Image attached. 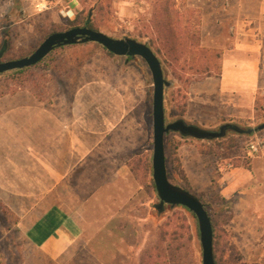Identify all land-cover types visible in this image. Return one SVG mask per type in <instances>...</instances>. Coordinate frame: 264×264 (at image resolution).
<instances>
[{"label": "rangeland", "instance_id": "1", "mask_svg": "<svg viewBox=\"0 0 264 264\" xmlns=\"http://www.w3.org/2000/svg\"><path fill=\"white\" fill-rule=\"evenodd\" d=\"M28 7L15 10L29 15L24 23L10 26L0 19V49L8 43L2 61L30 55L49 34L81 26L72 23L78 14H91L93 25L112 37L155 41L152 49L170 83L167 123L183 118L214 130L225 123L245 129L264 124V0H37ZM244 31L261 59L255 109L212 124L210 109L189 99L221 72L226 51L245 38ZM170 36L173 48L163 43ZM153 94L143 58L114 55L93 41L55 48L22 72L0 75V115L30 105L50 108L61 131L52 142H30L36 147L0 149V165L8 153L16 161L34 160L37 178L0 182V264H203L195 214L184 206L156 208ZM254 133L264 135V128ZM252 134L229 130L212 142L175 132L165 138L170 180L197 195L212 218L217 264H264V200L257 210L253 188L238 189L227 175L249 157L244 145ZM51 167L61 170L59 179L43 180ZM7 173L18 176L11 167ZM43 182L53 187L46 203L72 211L82 223L71 247L56 257L36 247L19 225L22 208L35 199L6 186L27 191L28 184L43 192Z\"/></svg>", "mask_w": 264, "mask_h": 264}, {"label": "crops", "instance_id": "2", "mask_svg": "<svg viewBox=\"0 0 264 264\" xmlns=\"http://www.w3.org/2000/svg\"><path fill=\"white\" fill-rule=\"evenodd\" d=\"M36 1L0 0V19H9L10 26L24 23L29 15L20 17L15 10L19 9L20 5L28 10L31 8H27L28 4L30 2L34 4ZM44 4L48 6V2H44ZM1 30L2 27H0ZM244 32L245 38H239L235 46L226 51L221 72L218 75L207 77L204 84L195 90V95L189 99L190 104L200 102L202 107L210 109L209 121L212 124L225 118L249 116L251 110L255 109L257 95L262 86L261 59L258 55L257 45L248 39L249 31ZM58 123H60L59 117L50 108L30 105L28 108L6 111L0 115V149L25 150L36 147L30 142H34L37 138L43 139L44 142H52L56 140L57 135L61 134ZM17 134L20 138L16 137ZM18 139L20 140L19 144L15 145ZM10 140L12 143L9 142ZM24 141H28L29 144H24ZM25 157L24 155L21 158ZM6 158L2 160L3 165H0V182L15 180L35 182L37 180L34 160L30 162L22 159L17 160L22 162H17L15 160L17 156L11 157L9 153ZM245 159H247L245 163L243 162L237 167L230 166L227 169V175L233 178L232 182L238 189H244L248 185L253 188L251 190L253 197L257 198V210H261L264 200V157H247ZM52 163L51 161L49 164L52 166ZM10 167L11 171L18 175L14 180L7 176ZM57 171L61 172L57 168H45L43 180L57 181L59 179ZM22 174L25 176L19 177ZM45 184L44 182L42 184L43 192L42 190L35 191L36 186L31 189L28 184L25 188L31 189L30 191L19 189L18 184L9 183L6 186L16 195H28L35 199L28 208H22L24 215L21 217L19 225L24 226L36 247L49 256L56 257L71 247L80 234L82 223L72 211L61 205L46 203V198H50L52 195L53 187L51 184Z\"/></svg>", "mask_w": 264, "mask_h": 264}, {"label": "water", "instance_id": "3", "mask_svg": "<svg viewBox=\"0 0 264 264\" xmlns=\"http://www.w3.org/2000/svg\"><path fill=\"white\" fill-rule=\"evenodd\" d=\"M95 42L117 56H139L146 61L152 73L154 83L153 94V178L160 202L156 205L162 211L166 205L184 206L192 211L198 219L200 239L203 250V264H217L214 254V227L212 218L205 204L191 191L174 184L168 175L165 138L175 132L184 137L196 139H218L225 137L229 130L241 131L234 123H225L218 130L205 129L196 124L188 123L180 118L167 123L165 112V88L170 84L165 78L162 62L152 47L135 38H115L103 31L77 26L65 31L49 34L43 42L28 56L0 61V74L31 67L42 61L55 48ZM264 128V124L259 127Z\"/></svg>", "mask_w": 264, "mask_h": 264}, {"label": "trees", "instance_id": "4", "mask_svg": "<svg viewBox=\"0 0 264 264\" xmlns=\"http://www.w3.org/2000/svg\"><path fill=\"white\" fill-rule=\"evenodd\" d=\"M72 23L73 24H81V26H87V27H91V28H94V29H97L98 30V28H96L93 25L94 22H93V20L91 18V14H89L85 18H82V17L80 18V14H78L76 20H74ZM157 24H158V22L155 23L154 25L156 26ZM168 25H169V23H168ZM173 39H174V41H173ZM175 41L176 40H175L174 36H170L169 38L167 37V40L164 41L163 43L165 44L167 42L166 44H170V47H167V48H171V47L173 48V45L172 44H174ZM154 43H155V41L154 40H151V42L150 43H147V44H149L152 47V44L154 45ZM7 49H8V43L5 42L4 45L2 46V48L0 49V61L3 60V56L6 53ZM27 68H29V67L22 68V69H14L13 71L22 72V71H24ZM4 73H6V72H4ZM4 73H1L0 75H2ZM262 125L256 127L255 129L254 128H248V129L241 128L242 129L241 131H234V132L235 133H238V134H244V133L252 134L255 130H260L261 128H259V127H261ZM213 140H215V139L213 138V139H211L209 141L212 142Z\"/></svg>", "mask_w": 264, "mask_h": 264}, {"label": "built area", "instance_id": "5", "mask_svg": "<svg viewBox=\"0 0 264 264\" xmlns=\"http://www.w3.org/2000/svg\"><path fill=\"white\" fill-rule=\"evenodd\" d=\"M244 149L249 157H264V135L260 133L249 135Z\"/></svg>", "mask_w": 264, "mask_h": 264}]
</instances>
